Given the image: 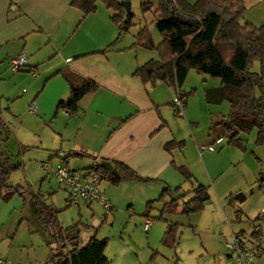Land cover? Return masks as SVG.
<instances>
[{
    "label": "crops",
    "instance_id": "0c3cea01",
    "mask_svg": "<svg viewBox=\"0 0 264 264\" xmlns=\"http://www.w3.org/2000/svg\"><path fill=\"white\" fill-rule=\"evenodd\" d=\"M99 1L96 0L94 11L82 16L77 7L70 5V0H0V100L11 99L15 95L12 88L22 82L24 71L35 70L33 80L28 83L33 89L25 96L27 109L18 111L12 104L8 107L19 117L22 113H35V137L28 134L18 141L20 146H27L28 160H24L26 153L23 151L20 160L12 162L9 151L3 149L2 145L9 143V128L1 111L5 140L0 149L12 165H23V171L32 165L35 175L53 174L60 159L68 166L74 161V166H69L74 169L98 164L108 170L117 161L138 175L150 178L140 181V185L154 181L168 185L178 183L180 173L176 167L184 166L192 175L190 188L196 183L209 187L212 175L220 171L216 170L213 161L221 153L212 151L215 150L214 142L220 143V147L226 146L222 143L225 129L218 121L228 111L229 104L226 100L207 103L204 90L218 86L220 81L190 69L180 91L194 88L195 97L194 100L190 96L183 98V113L178 114L171 103L175 92L172 86L159 79L143 82L133 74L136 66L149 58H157L156 55L134 43L138 30L129 28L118 33L110 19L112 11ZM186 1L192 3L195 0ZM243 4V19L254 25H264V0H243ZM150 22L153 23V19ZM148 29L153 42L158 44L161 40L159 32L154 25ZM20 53L26 57L25 65L13 69L10 59ZM63 68L97 82V88L84 94L71 113L56 109L57 101L68 95L67 83L57 72ZM189 77L198 81L186 83ZM199 123L209 126V133H196L194 126ZM205 143L213 148L200 150L199 146ZM165 144H168L167 148ZM229 148L227 145L226 149ZM72 152L79 154H70ZM45 162H48L47 167L43 165ZM24 177L31 185L26 175ZM133 188L138 192V186ZM106 190L102 188L104 194ZM66 194V200L72 203L67 189ZM139 196L146 201L155 199L143 192ZM108 198L116 204L113 191L109 192ZM209 201L210 197L206 202ZM158 203L159 215L164 220L163 231L165 221L187 225L199 239L201 254L212 258L214 264H227L231 259L230 251L222 244L223 239L232 232L248 239L253 231L252 225H248L249 229L232 230L230 224L227 229L224 224H219V220L210 219L206 223L202 211L189 215L178 211L160 213L163 201ZM179 208L180 205L177 210ZM30 209V204L21 207L20 219L25 217V211L31 213ZM146 219L149 224L146 229L142 228L145 232L153 224L149 217ZM8 233L7 228L0 229V239ZM86 241L81 239V244Z\"/></svg>",
    "mask_w": 264,
    "mask_h": 264
},
{
    "label": "trees",
    "instance_id": "16d2710c",
    "mask_svg": "<svg viewBox=\"0 0 264 264\" xmlns=\"http://www.w3.org/2000/svg\"><path fill=\"white\" fill-rule=\"evenodd\" d=\"M100 1L112 11L110 19L117 26L118 33L127 31L132 20L129 5H125L124 0ZM70 5L77 7L84 16L95 10L96 0H70ZM153 5V25L161 40L155 44L148 26H143L138 30L134 43L146 49H156L158 58H149L136 66L133 74L143 82L162 80L178 91L182 99L195 91L194 88L180 91L190 69L219 77L218 86L204 90V99L207 103L216 104L223 100L229 103L228 111L218 121L225 129L227 143L244 149L241 134L256 127L255 142L264 144V25H254L243 19V0H195L192 3L186 0H155L140 3L143 12L150 10ZM254 60L259 62L257 71L250 69ZM57 72L67 83L68 95L57 101L56 109L71 113L84 94L97 88V82L67 68ZM2 126L0 119V146L5 140ZM16 167L0 149V200H7L17 194L21 197L22 207L31 205L30 214L38 223L35 231L42 234L51 251L48 261L51 264H108L104 254L107 238L93 234L85 244H81L77 223L62 226L57 216L58 209L46 202L40 191H33L27 184L9 180L11 171ZM88 168L98 172L101 178L110 183L150 179L117 161L108 170L98 164ZM113 168L115 172H112ZM176 169L184 179L192 180L186 167L177 166ZM169 190L166 185L158 197L146 201L145 218L155 201H163L160 213L178 211L179 214L189 215L201 211L210 197L208 187L200 183L176 196L170 194L165 201ZM187 194H190L189 197L183 199ZM235 214L236 220L241 221L240 210H235ZM158 218L161 219V215ZM165 222L162 241L172 244L179 223ZM250 236H255V233L252 231Z\"/></svg>",
    "mask_w": 264,
    "mask_h": 264
},
{
    "label": "rangeland",
    "instance_id": "374dc122",
    "mask_svg": "<svg viewBox=\"0 0 264 264\" xmlns=\"http://www.w3.org/2000/svg\"><path fill=\"white\" fill-rule=\"evenodd\" d=\"M124 1H128L129 9L132 12L131 25L129 26L131 30L137 31L143 26L153 25L150 22L153 19V7L143 12L140 3L142 1L155 2V0ZM147 50L152 51L158 58L156 49ZM250 69L257 71L259 62L254 60ZM29 73L24 71L25 76L22 82L12 88L15 95L11 99L0 100V111L4 116V123L9 128V143L2 146L3 149L9 151L8 156L12 162L20 160L23 151L26 153L24 160H28V153L25 151L27 146H20L18 141L29 136L28 134L35 137V113H22L19 117L12 110V108L18 111L27 109L25 96L26 93L32 91L33 87L28 83L34 78ZM194 73L200 74L197 71ZM202 74L212 77L211 79L217 82L220 81L219 77ZM187 81L191 83L198 80L189 77L186 79V83ZM255 93L258 92L255 91ZM194 95L195 91L188 97ZM9 104H12L11 110H8ZM194 127L197 129L196 133H209V126L205 127L203 123ZM256 133L257 129L254 127L250 132L241 134V137L244 138V149L234 144H228L226 136L222 137V143L230 146L229 150L226 149V146L220 147V143L214 142L215 150L212 152L221 153V155L214 157L213 165L216 166V170L220 171L218 174L212 175L209 182L210 201L206 202L201 210L204 222L209 223L210 219H213L214 221L219 220V224H224L223 227L227 229L229 228L228 224L231 225L232 230L241 227L249 229L248 225L251 226L250 221L254 218L256 210L259 211L260 206L264 204V144L255 142ZM55 162L56 160L53 161V164ZM69 166L73 167L74 161H70ZM22 167L23 165L20 164L13 169L9 180L13 183L27 184L33 191H40L46 202L58 209L57 216L62 226L78 224L82 240H88L89 236L93 234L99 238L106 237L104 254L109 261L108 264H214L212 258L201 254L202 251L198 249L199 239L187 225L178 226L175 241L172 244L162 241L164 220L162 217L158 218V207L160 206L158 202L161 201H155L148 209V217L153 222L150 225V230L145 232L142 229L145 221L143 213L146 210V199L143 200L139 196L140 193L148 194L149 198H156L162 188L167 185L170 190L164 198H168L170 194L176 196L190 188L191 185L190 180L184 179L181 174H179L178 183H173V185L161 181L140 185L138 184L140 181L137 180H120L117 183H110L102 179L101 189H108L105 191L107 198L109 192L113 191L117 199L115 205L110 202L113 207L111 206V209L105 212L97 203L90 205L83 201L78 204L69 203L66 200V186L59 183L53 174L35 175L32 165H29L25 171ZM25 175L31 185L26 181ZM137 186L138 192L133 188ZM237 193L244 195V199H235L234 195ZM129 198L132 200L129 201ZM21 207V197L17 194H13L7 200L0 201V229L7 228L9 231L6 236L0 239V257L6 260V264H51L48 261L51 251L47 248L42 234L35 231L38 223L32 218L29 211L28 213L25 211V217L20 219ZM235 210H241V221L236 220ZM253 221L256 222V219ZM12 240L13 242L10 244ZM5 251L7 253L2 255ZM256 263L264 264V252H261L257 257Z\"/></svg>",
    "mask_w": 264,
    "mask_h": 264
},
{
    "label": "built area",
    "instance_id": "2783aa9c",
    "mask_svg": "<svg viewBox=\"0 0 264 264\" xmlns=\"http://www.w3.org/2000/svg\"><path fill=\"white\" fill-rule=\"evenodd\" d=\"M26 57L24 54H18L10 59L13 69H19L25 65ZM30 73L35 76V70L30 68ZM175 111L178 114L183 113V99L178 91L174 92L171 101ZM210 144H202L200 150H211ZM45 167L48 162L43 163ZM53 175L56 180L65 185L69 199L72 203L84 201L86 203H97L107 212L111 209V203L101 189V175L93 169H74L70 168L64 159L53 169ZM256 219V222L253 221ZM149 221L146 219L143 223V229L148 227ZM253 226L255 236L243 239L240 234L232 232L227 238L223 239V246L230 251V261L227 264H257L256 259L263 251L264 243V204L259 208L254 219L250 221ZM0 264H6V261L0 257Z\"/></svg>",
    "mask_w": 264,
    "mask_h": 264
},
{
    "label": "water",
    "instance_id": "95a60500",
    "mask_svg": "<svg viewBox=\"0 0 264 264\" xmlns=\"http://www.w3.org/2000/svg\"><path fill=\"white\" fill-rule=\"evenodd\" d=\"M124 4L125 5H128V1H124ZM103 166H108V165H103ZM112 172H115V169L113 168L112 169ZM243 195L241 193H237L236 195H234V198L237 199V200H242L243 199Z\"/></svg>",
    "mask_w": 264,
    "mask_h": 264
}]
</instances>
